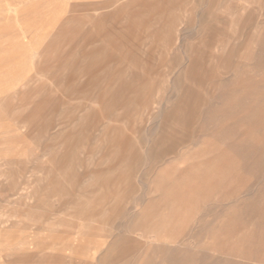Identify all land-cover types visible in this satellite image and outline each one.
<instances>
[{"label": "rangeland", "instance_id": "374dc122", "mask_svg": "<svg viewBox=\"0 0 264 264\" xmlns=\"http://www.w3.org/2000/svg\"><path fill=\"white\" fill-rule=\"evenodd\" d=\"M194 2L162 65L96 72L110 113L83 140L66 204L78 187L114 211L57 230L81 248L103 238L76 264L106 249L122 255L106 264H264V0Z\"/></svg>", "mask_w": 264, "mask_h": 264}, {"label": "bare ground", "instance_id": "6f19581e", "mask_svg": "<svg viewBox=\"0 0 264 264\" xmlns=\"http://www.w3.org/2000/svg\"><path fill=\"white\" fill-rule=\"evenodd\" d=\"M194 5L0 0V264H76L74 256L104 245L100 238L77 247V235L57 231L79 226L81 235L113 216L78 187V199L66 204L83 140L97 137L96 121L110 113L100 107L107 96L97 95L96 72L162 65ZM149 153L158 156L154 147ZM106 256L122 255L106 249L103 264Z\"/></svg>", "mask_w": 264, "mask_h": 264}]
</instances>
